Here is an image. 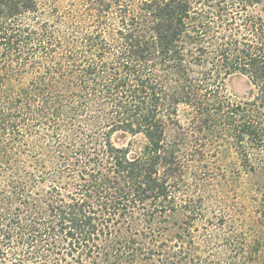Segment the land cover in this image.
Here are the masks:
<instances>
[{
    "label": "trees",
    "instance_id": "1",
    "mask_svg": "<svg viewBox=\"0 0 264 264\" xmlns=\"http://www.w3.org/2000/svg\"><path fill=\"white\" fill-rule=\"evenodd\" d=\"M52 1L0 0V264H264V0Z\"/></svg>",
    "mask_w": 264,
    "mask_h": 264
},
{
    "label": "rangeland",
    "instance_id": "2",
    "mask_svg": "<svg viewBox=\"0 0 264 264\" xmlns=\"http://www.w3.org/2000/svg\"><path fill=\"white\" fill-rule=\"evenodd\" d=\"M52 0H39V6L40 9H45L50 5ZM60 7V10L69 9L67 7L68 1L73 0H56ZM53 2V1H52ZM70 10V9H69ZM224 90L227 95L231 97H237L240 99H246L249 98L252 94V87L248 80L239 74H233L226 78L224 82ZM112 143L117 147H128L130 150V155H135L136 152H138L143 145H145V139L142 135H130L123 132H116L111 137ZM233 204H230L229 207H232ZM234 211H237L236 208H233ZM251 210V208L248 209V211ZM238 213V212H237Z\"/></svg>",
    "mask_w": 264,
    "mask_h": 264
}]
</instances>
